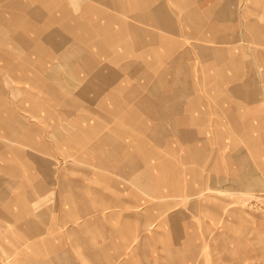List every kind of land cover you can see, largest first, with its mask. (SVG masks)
Instances as JSON below:
<instances>
[{
	"label": "crops",
	"instance_id": "0c3cea01",
	"mask_svg": "<svg viewBox=\"0 0 264 264\" xmlns=\"http://www.w3.org/2000/svg\"><path fill=\"white\" fill-rule=\"evenodd\" d=\"M234 1L0 0V22L12 20L25 27L27 32L20 34L27 51L43 54L53 65H69L75 85L80 83L76 97L83 103L66 95L62 79L53 80L58 88L47 85L46 75L50 74L44 75L45 61L35 60L41 69L31 77L40 89L51 94L50 98L64 97L85 106V110L71 106L70 112L60 115L57 128L60 130L63 117L72 116L76 109L72 117L80 123L62 142L69 147L68 157L92 164L93 169L81 173L96 180L97 186L77 184L73 178L58 180L55 206L65 212L58 213L53 231L78 212H86L82 224L66 227L64 233H68L69 242L82 246L93 262L106 264V214L92 218L87 211H106V185L111 187L112 179L108 173L114 172L133 179L142 173L151 187L160 181L161 186L153 187L156 191L151 193L166 197V202L152 203L147 209L167 205L173 211L161 222L173 228L190 227L185 240L181 229L175 230L177 238H172L190 244L189 261L184 256L179 261L167 252L166 262L151 258L142 264H175L176 259L180 264H206L205 258L195 253L196 244L200 252L207 242L215 243L216 249L227 250L229 256L233 248L224 247V243L241 238L255 243L259 231L255 220L246 219L252 224L241 236L232 219H223L219 204L208 205L207 198L200 197L206 188H250L257 177L259 185L264 183V16L251 12L254 6L248 2L246 11L230 8L228 2ZM34 2L37 6L31 5ZM224 51L231 56L222 58ZM4 56V65L12 66ZM29 60L20 61L18 67L30 70ZM260 66L262 71L257 74L252 68ZM221 77L233 82L231 86L220 89ZM257 164L262 167L258 169ZM40 171L48 178L49 171L47 176ZM44 181L37 177L36 199L29 192L11 197V203L20 201L19 214L1 209L5 218L17 224L16 239L22 246L18 257L22 260L45 253V243L55 258L73 250L72 246L67 250V240L60 234L45 238ZM80 186L92 190H77ZM77 198L83 199L82 203ZM186 206L198 212V218H188ZM212 227L215 230L210 234ZM248 251L255 258L260 249L248 246ZM135 258L136 252L126 254L118 264H138ZM242 259L225 258L227 264H240Z\"/></svg>",
	"mask_w": 264,
	"mask_h": 264
},
{
	"label": "rangeland",
	"instance_id": "374dc122",
	"mask_svg": "<svg viewBox=\"0 0 264 264\" xmlns=\"http://www.w3.org/2000/svg\"><path fill=\"white\" fill-rule=\"evenodd\" d=\"M247 2L254 6V10L251 12H255L257 16H260L259 18L264 16V0H235L233 3L228 2V4L232 9H237L238 7L239 11H246L245 4ZM36 4L34 2L31 5L34 6ZM41 5L43 4L41 3ZM129 20L132 21V19ZM24 30L25 27L23 28L19 22L17 24H14L12 20H7L6 24H4V21L0 22V213L3 214V210L7 213L10 212V214H19L20 201L11 203V197L19 196L20 192H29L36 199L38 195L36 189L37 177L41 181L45 179L42 182L43 189H45V193L42 196L45 207L44 225L47 230L45 238L50 240L53 233L55 235L60 234L62 238L67 240L65 242L67 250L69 246H72L73 250L71 253L58 254L59 256L55 258L53 253L47 250L45 243V253L39 254L37 258L20 259L18 252L22 246L16 239L19 238V230L16 228L17 224L12 220L10 221L9 218H5L4 213L3 217L0 214V264H97L85 256L82 252V246L69 242L68 233H64L66 232V227L82 224L86 212H78L75 217L68 219L64 226L53 231V223L57 222L58 213L63 214L65 212H59L58 206H55L59 196V188L57 189L58 180L73 178L77 181V184L97 186L96 180L86 179L84 174L81 173L83 170L93 169L92 164L75 161L74 157H68L70 153L69 147L64 146L62 142V137L75 130L78 126L77 124L80 123L79 120L76 121L72 117L76 115V109H72V116L63 117L61 131L57 128L61 118L60 115L67 113L66 110L69 111L71 106L76 105V107L82 108L85 106L75 104L74 100L64 97L56 98V96H53L50 98L51 94L40 89L37 82L31 77L33 72L41 69V67L37 66L35 60L45 61V65L42 66L45 74L42 73L44 75L50 74L49 76L46 75L47 80L50 81L49 83L47 82V85L58 88L59 85L53 80L62 79L66 95L76 98L79 103H83L82 98L76 97V90L80 83L75 85V76L73 77L72 67L69 65L59 63L58 60L56 62L59 64L53 65L46 57L43 58V54L27 51L21 44L26 42L24 36L20 34L27 32ZM29 33L33 35L31 32ZM193 40L194 38L187 41ZM196 42L198 41L196 40ZM240 42L242 41L240 40ZM205 44L221 45L214 43ZM4 54L8 56L7 62L11 63L12 66L4 65V60L1 59ZM223 54L222 58L227 59L231 56L229 51H224ZM28 60L30 61V70H23L18 67L20 61ZM252 69L257 74V70L262 71L261 66ZM224 70L230 72V68H225ZM250 73L252 72L250 71ZM65 79H68V82ZM232 83L225 82L222 79L220 89L226 86L230 87ZM260 85V82L257 83L259 88ZM54 99H58L60 102L55 104ZM61 106L64 107L60 109ZM83 115L84 113L81 116ZM82 126L87 127L88 124L82 123ZM23 138H25L24 141H21ZM30 139L35 144L31 143ZM36 142H42L44 145L38 147ZM257 166L258 169L262 167L259 164ZM40 169L45 174L49 171L48 178L43 177ZM108 174H110L112 179L110 182L111 187L106 185V211H87V215L91 217L106 214V264H118L119 260L124 258L126 254L135 252V260L138 264H142V261L151 262V258L158 260L160 263L161 261L166 262L164 258L167 252L169 256L174 253V257L179 258V261L183 259V256L189 261L190 244L173 242L172 238H177L176 232L174 236V231L181 229L182 241L185 240V235L190 230V227L179 226L178 228H173L166 221L161 222V220H164L162 218L167 216V213L173 211L167 205L159 210L155 209L152 211L147 209V206L152 203L166 202V197L151 193V191H156L153 187L161 186L160 181H156L155 183H158V185L155 184L151 187L147 185L148 180L145 179L142 173L140 175L137 174L135 179L131 176L122 175L120 172ZM260 181L261 179L258 177L254 179L253 182L255 183L250 188L224 186L206 188V190L202 191L200 197H206L208 205L219 204L220 208H222L223 219H232L234 224L237 225L235 227L237 233L241 234V236L249 229L248 224H252L246 219L255 220L254 225L259 227L258 235L254 239L255 243H247L244 238L233 243H224V247L233 248V252H230L231 255L229 256H226L228 254L227 250L216 249L215 243L207 242L204 245L205 248L200 252H198L199 244H196L195 253L197 256L201 255L205 258L206 264H227L225 258L230 256L234 258L243 256L240 264H264V183L259 185ZM84 186H80L77 190L82 189L85 192L92 190L90 187L86 188ZM82 200L77 198L76 201H81L80 203H82ZM31 206L30 204L29 207ZM63 208L67 209L68 206ZM137 211H140V213L135 214ZM185 213L188 218H198V212L190 211L188 206H186ZM126 214H130V218L126 217ZM151 214H154V218H151ZM17 222L20 223L19 220ZM182 222V219L179 220L181 225ZM33 228L35 229V226ZM89 228L92 229L95 226H89ZM19 229L21 230V228ZM214 230L215 228L212 227L210 230L212 233L210 234H213ZM124 235L127 238H132V242L122 240L126 238L122 237ZM145 235L149 237L143 238ZM46 242L49 243V241ZM95 244L99 245V242H95ZM27 245L34 248L32 243ZM248 246L260 249L257 257L254 258V253L248 251ZM6 255L9 256L4 258ZM216 257L221 259L216 260ZM177 261L176 259L175 264H180Z\"/></svg>",
	"mask_w": 264,
	"mask_h": 264
},
{
	"label": "bare ground",
	"instance_id": "6f19581e",
	"mask_svg": "<svg viewBox=\"0 0 264 264\" xmlns=\"http://www.w3.org/2000/svg\"><path fill=\"white\" fill-rule=\"evenodd\" d=\"M6 11H7V10H6ZM10 14H11V13H10ZM10 14H9V15H10Z\"/></svg>",
	"mask_w": 264,
	"mask_h": 264
}]
</instances>
